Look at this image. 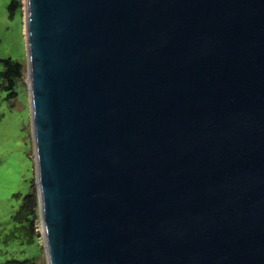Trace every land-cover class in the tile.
<instances>
[{
	"label": "water",
	"instance_id": "water-1",
	"mask_svg": "<svg viewBox=\"0 0 264 264\" xmlns=\"http://www.w3.org/2000/svg\"><path fill=\"white\" fill-rule=\"evenodd\" d=\"M48 264H264V0H25Z\"/></svg>",
	"mask_w": 264,
	"mask_h": 264
},
{
	"label": "rangeland",
	"instance_id": "rangeland-1",
	"mask_svg": "<svg viewBox=\"0 0 264 264\" xmlns=\"http://www.w3.org/2000/svg\"><path fill=\"white\" fill-rule=\"evenodd\" d=\"M0 0V264H48L41 229L36 185L25 36V0L13 11ZM22 64L21 77L5 87L2 59ZM29 192L37 197L32 221L22 224L16 213ZM20 213V211H19Z\"/></svg>",
	"mask_w": 264,
	"mask_h": 264
},
{
	"label": "trees",
	"instance_id": "trees-1",
	"mask_svg": "<svg viewBox=\"0 0 264 264\" xmlns=\"http://www.w3.org/2000/svg\"><path fill=\"white\" fill-rule=\"evenodd\" d=\"M18 0H11L10 10L13 11L16 6ZM4 63V70L1 72L2 77L5 81V87L11 88L12 91L9 93L10 95H15L16 92L14 90V85L16 80L21 77V67L22 64L12 60L11 58L2 59ZM37 205V197L34 196L33 193L29 192L26 194L22 200V204L20 206L19 211L16 213V216L22 224L27 223L28 221H32V213L34 211V206Z\"/></svg>",
	"mask_w": 264,
	"mask_h": 264
}]
</instances>
